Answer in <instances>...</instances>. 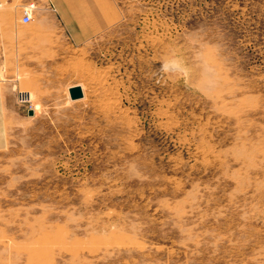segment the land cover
I'll return each instance as SVG.
<instances>
[{
	"label": "rangeland",
	"instance_id": "obj_1",
	"mask_svg": "<svg viewBox=\"0 0 264 264\" xmlns=\"http://www.w3.org/2000/svg\"><path fill=\"white\" fill-rule=\"evenodd\" d=\"M0 264H264V0H0Z\"/></svg>",
	"mask_w": 264,
	"mask_h": 264
},
{
	"label": "water",
	"instance_id": "obj_2",
	"mask_svg": "<svg viewBox=\"0 0 264 264\" xmlns=\"http://www.w3.org/2000/svg\"><path fill=\"white\" fill-rule=\"evenodd\" d=\"M69 95L72 100L79 99L83 96V92L80 86L75 85L69 88Z\"/></svg>",
	"mask_w": 264,
	"mask_h": 264
},
{
	"label": "built area",
	"instance_id": "obj_3",
	"mask_svg": "<svg viewBox=\"0 0 264 264\" xmlns=\"http://www.w3.org/2000/svg\"><path fill=\"white\" fill-rule=\"evenodd\" d=\"M22 20H23L24 23H27V22H29V20H30V16H29L28 14H25V15H23V17H22Z\"/></svg>",
	"mask_w": 264,
	"mask_h": 264
},
{
	"label": "clouds",
	"instance_id": "obj_4",
	"mask_svg": "<svg viewBox=\"0 0 264 264\" xmlns=\"http://www.w3.org/2000/svg\"><path fill=\"white\" fill-rule=\"evenodd\" d=\"M167 67H168V64H167V62H166V64H165V70H167Z\"/></svg>",
	"mask_w": 264,
	"mask_h": 264
}]
</instances>
